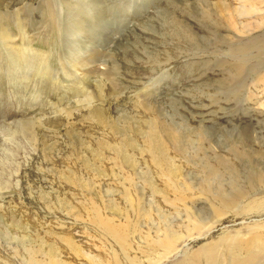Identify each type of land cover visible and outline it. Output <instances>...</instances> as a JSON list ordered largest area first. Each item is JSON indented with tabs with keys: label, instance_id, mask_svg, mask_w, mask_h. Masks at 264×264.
Listing matches in <instances>:
<instances>
[{
	"label": "rangeland",
	"instance_id": "374dc122",
	"mask_svg": "<svg viewBox=\"0 0 264 264\" xmlns=\"http://www.w3.org/2000/svg\"><path fill=\"white\" fill-rule=\"evenodd\" d=\"M69 1L73 10L67 0H0V28L11 36L0 38V130L15 110L12 122L38 132L36 151L21 134L7 142L12 152L0 148L10 158L0 165V264H29L32 247L43 262L52 250L63 264H128L103 224L152 237L165 222L188 234L176 226L195 198L192 210L208 227L163 264L224 255L256 264L260 245L251 238L264 240V215L249 202L264 196V37L234 39L215 9L248 2L98 0L104 11L88 16L90 0ZM250 1L255 10L225 17L244 28L262 22L263 0ZM86 93L99 99L89 105ZM152 127L164 162L151 158ZM204 164L236 170L242 185L199 193ZM229 192L236 204L214 224L224 201L213 194Z\"/></svg>",
	"mask_w": 264,
	"mask_h": 264
},
{
	"label": "bare ground",
	"instance_id": "6f19581e",
	"mask_svg": "<svg viewBox=\"0 0 264 264\" xmlns=\"http://www.w3.org/2000/svg\"><path fill=\"white\" fill-rule=\"evenodd\" d=\"M76 1H78V3L81 2L82 4H85L88 0H76ZM234 1H238V0H233L232 3H234ZM244 1L248 2L247 6L244 7L242 5L240 9L237 8V9L232 10V11H228L227 7L224 5H217L215 7V9L218 10V14L221 16V17H219L221 19V21L224 19L227 20L226 24H223V22H222L221 29H225V31H231L233 38L238 39V40H253V39L263 38L264 37V19H262V22H259L258 24H255L252 27L244 28V26L236 25V24L231 22V19H229L228 17H225L226 16L225 14L228 12L232 16L233 20H235V19H238V17L241 18L242 15L244 16V14L247 13L245 11L246 9H250L252 11V10H255V8H257L256 4L253 1L252 2L250 0H244ZM262 3L264 4V0L262 1ZM65 4L71 6V7H69V10H73V6L69 0H67V2H65ZM89 4H91V7H90V11L88 12V16L90 14H92V15L97 14V16H99L101 14V12L104 11V9H105V8H103V10L101 11V8L99 7L100 3L98 0H90ZM258 10L260 12L259 8H258ZM260 14L264 15V9L261 10ZM256 15L258 16V14H256ZM89 18L90 17H88L87 19L90 20L91 18L90 19ZM104 19H105V16L103 13L102 20H104ZM233 24L236 26H234ZM93 25H92V28H93ZM81 26H80V28H81ZM9 33H10V31L7 32V30L0 28V38H1V41L3 43H6L8 40H10L11 36H9ZM75 33H76V31H75ZM237 34H239L241 36H237ZM260 42H262L264 44V39L261 40ZM237 48L239 49L240 47H237ZM238 49H236V50L233 49L231 52H233L236 55V54L240 53V51H238ZM243 50H248V49H243ZM88 65H95V64L88 63ZM90 69L92 70V72H94L97 69H101V67L100 66L98 67L96 65L94 68H90ZM84 99H85L84 101L88 102V104L90 105L92 103V100L99 99V96L96 97V96L90 95V93H88V94L86 93V97ZM89 108H90V106H89ZM17 115H18V112L14 110L12 112V114H10V120L13 121V119ZM12 121L10 124H3L5 126H2L3 129L1 128L2 130H0V148L5 147L6 151L12 152V149L9 146H7V142L11 141L12 138H14L16 135L21 134L22 136L25 137L24 139L28 142L29 146L32 147L31 149L36 151V145L35 144H36V142H38V132L34 128H26L27 125L24 126L23 122L16 121V120H15V122H12ZM158 136L159 135H158L156 129L152 127L151 131L149 132V135L147 137L146 142L148 143L150 150H152L155 153V157L152 156L151 158H153V160H155L157 162L159 159L164 162L167 159L162 152L161 142L159 141ZM210 149H212V148H210ZM124 156L126 157L127 155L124 154ZM9 159L10 158L8 156L4 155L3 150H2V153L0 154V165H5V163H8L10 161ZM204 165H205L204 168L207 170V175L203 177V183L205 182L207 186L205 185L204 187H200L199 190H197V191H199V193L204 192L205 190L207 192H212V186L213 185H221L224 182L226 184L229 183L232 186H241L242 184L239 182L243 178H245L241 174L238 175V174L234 173L236 171V170L234 171V169L230 170V175H224L223 173L221 174L218 171L214 170L213 168H210L208 165H206V164H204ZM3 171L4 170L2 168H0V188L2 187L1 180L3 178ZM173 172L176 175L178 173L177 170H173ZM172 179H176V178H172ZM190 187L193 188V185H191ZM189 192H191V191H189ZM228 195L231 198L224 199L220 195H218L219 197H216L213 194L214 198H217V199L219 198V200L221 199L222 201H224L221 209H218V208L214 209L217 212L216 213L217 214V220L214 222V224L215 223H221L223 221V219L225 218L223 212H225L227 209L230 208V207H228L229 205L236 204L235 201L237 200L236 198L238 196H233L232 192H229ZM244 195H246V194H244ZM185 196H187V195H185ZM254 196H256V195H252V197H254ZM195 199H192L190 201V204L188 206L187 205L185 206L186 207V210H185L186 214L183 217L180 215V223L177 224V226H176L177 229H179L181 227L186 228L188 231V234H183V233L179 232L178 230L172 229L170 227L171 225L169 226V225L165 224V222H163L164 227L163 226L154 227V234L152 237H151L150 233H147L145 236H143L142 230L136 231V234L134 236L133 235L129 236L128 233L124 232V230L121 229L120 225L119 226L113 225L111 223L103 224L102 229L109 235V237L111 238L113 243L117 247H120V250L123 254V258L126 261V263H128V264H163V262L166 261L165 260L166 258L172 257V255H174L176 252H178L179 249H181L182 247H185L186 243H188L189 240L194 238V235L200 234L202 236V234L199 232H201L206 227H208L207 224L209 222H205V221H207V218L204 219L203 217L200 216V213H198V211L192 210V208L194 207V203L196 204V202H197ZM247 199H250V197L248 195H247ZM263 200H264V196H262L260 200L257 199L256 202H254L255 200L252 202H249L250 205L255 203V206H254L256 209L255 214H257L259 217H262L264 215V209L260 208V207L264 206ZM244 205H246V204H244ZM244 205H242L241 207H243ZM237 209L238 208H236V210ZM235 213H237V211ZM108 222H111V221L108 220ZM210 225L211 224H209V226ZM148 238H150V240H147ZM130 240H131V242H130ZM143 240L146 242L145 243L146 249L144 251H142L141 247H140V244H141V242L143 243ZM251 241L260 245L258 262L256 264H264V261H263L264 260V240H262L261 236L258 235V236H254L253 238H251ZM70 248L73 249L72 251H74L76 256H81V257L83 256L86 258L89 257L88 252L82 253L80 248H76L73 246H70ZM39 250H42V249L39 248ZM140 251H141L142 257H139ZM25 252H26V255L29 256L28 257L29 264H63V262L60 259L61 257H59L60 253L57 254L56 252H54L52 250L50 251L48 258L46 260L48 262H43V260H38L36 258V256L34 255L35 253H38V252L33 247H32V249L25 250ZM41 252H43V251H41ZM42 255H43V253H42ZM16 258H18V257H16ZM141 258H143L144 261H142ZM207 259L208 260L213 259L212 261H210V264H237V263H240L239 261L227 259V257L225 255H224V257L222 256V258H220V259H215L212 256H210V258H207ZM92 261L94 264H103L100 261V259H96L95 257L92 258ZM22 263H23V261H22ZM116 264H119V261L116 260ZM246 264H255V263L252 261H248Z\"/></svg>",
	"mask_w": 264,
	"mask_h": 264
}]
</instances>
